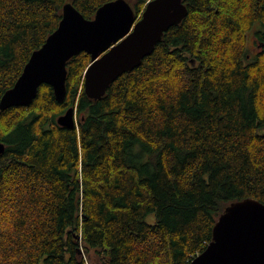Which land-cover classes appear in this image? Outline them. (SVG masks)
<instances>
[{
    "label": "trees",
    "instance_id": "16d2710c",
    "mask_svg": "<svg viewBox=\"0 0 264 264\" xmlns=\"http://www.w3.org/2000/svg\"><path fill=\"white\" fill-rule=\"evenodd\" d=\"M108 1L0 0V97L66 2L92 18ZM127 1L138 16L148 0ZM182 2L100 99L81 52L63 101L43 83L0 110V264H189L229 203L264 202V0Z\"/></svg>",
    "mask_w": 264,
    "mask_h": 264
},
{
    "label": "water",
    "instance_id": "95a60500",
    "mask_svg": "<svg viewBox=\"0 0 264 264\" xmlns=\"http://www.w3.org/2000/svg\"><path fill=\"white\" fill-rule=\"evenodd\" d=\"M186 15L182 0H148L138 16L127 0H111L100 5L92 18L66 2L57 27L32 51L13 86L1 95L0 110L28 106L43 83L52 87L57 101H63L66 63L81 52L90 55L84 93L100 99L113 81L139 66L164 32ZM57 122L73 127L74 108ZM4 149L0 141V154ZM189 264H264V202L247 197L229 203L213 225L211 240Z\"/></svg>",
    "mask_w": 264,
    "mask_h": 264
}]
</instances>
